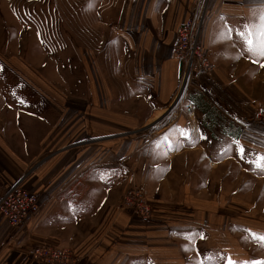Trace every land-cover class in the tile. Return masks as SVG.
Masks as SVG:
<instances>
[{
  "label": "crops",
  "instance_id": "crops-1",
  "mask_svg": "<svg viewBox=\"0 0 264 264\" xmlns=\"http://www.w3.org/2000/svg\"><path fill=\"white\" fill-rule=\"evenodd\" d=\"M192 10L193 0H128L98 52L82 55L79 86L65 71L51 96L0 92V198L19 186L40 204L19 228L0 216V264H39L31 252L42 246L71 249L77 264L231 253L233 207H264V128L252 122L264 111V55L239 35L255 43L264 0H208L200 42L210 69L178 97L172 49ZM136 187L149 223L120 209Z\"/></svg>",
  "mask_w": 264,
  "mask_h": 264
},
{
  "label": "rangeland",
  "instance_id": "rangeland-1",
  "mask_svg": "<svg viewBox=\"0 0 264 264\" xmlns=\"http://www.w3.org/2000/svg\"><path fill=\"white\" fill-rule=\"evenodd\" d=\"M127 3L128 0H0V92H21L30 98L38 87L51 96V87L64 89L59 77L65 71L76 80L72 85L79 86L82 55L98 52L94 42L102 34L99 32L102 29L105 35H112L113 24L120 21L116 12ZM182 94L179 92L178 97ZM136 190L144 194L150 206V222L152 205L142 190ZM252 213L256 215L253 221L246 220L245 216ZM232 245L230 254L203 256L201 263L264 264V207H233Z\"/></svg>",
  "mask_w": 264,
  "mask_h": 264
},
{
  "label": "built area",
  "instance_id": "built-area-1",
  "mask_svg": "<svg viewBox=\"0 0 264 264\" xmlns=\"http://www.w3.org/2000/svg\"><path fill=\"white\" fill-rule=\"evenodd\" d=\"M208 0H193L191 16L177 29V41L172 49L182 64L179 92L182 94L194 77L208 74L210 66L200 42ZM193 77V78H192ZM252 120L264 126V111L257 112ZM121 208L135 213L143 223H149L151 209L144 194L133 189L124 197ZM38 196L22 187L9 190L0 198V216L12 228H19L34 219L39 212ZM31 257L39 264H77V257L66 247H38Z\"/></svg>",
  "mask_w": 264,
  "mask_h": 264
},
{
  "label": "snow or ice",
  "instance_id": "snow-or-ice-1",
  "mask_svg": "<svg viewBox=\"0 0 264 264\" xmlns=\"http://www.w3.org/2000/svg\"><path fill=\"white\" fill-rule=\"evenodd\" d=\"M264 19V17H262ZM241 39L246 45V50L250 52L253 55H264V26H262L261 32L257 33L256 35V41L254 43V40L251 38H246L247 36H250L251 33H245L243 30L239 33ZM239 154L243 158L245 149L241 146L238 149ZM261 160L264 161V157H261ZM260 164H257V167H260ZM228 264H232L231 261L228 262Z\"/></svg>",
  "mask_w": 264,
  "mask_h": 264
}]
</instances>
